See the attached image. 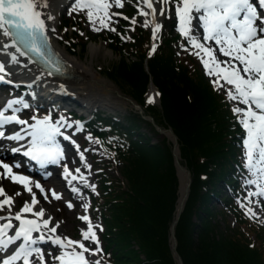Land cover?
<instances>
[{
	"label": "snow or ice",
	"instance_id": "6c2138e0",
	"mask_svg": "<svg viewBox=\"0 0 264 264\" xmlns=\"http://www.w3.org/2000/svg\"><path fill=\"white\" fill-rule=\"evenodd\" d=\"M134 3L137 15L143 17L141 27L151 30L153 44L149 56L156 51L155 41L162 29L157 17L175 19L178 24L176 31L188 41L190 49L194 50L190 54L200 60L205 74L212 78L213 88L224 89L228 101L243 106H234L231 111L243 133L241 138L243 164L249 174L245 183L256 188L255 192L249 193L250 197L264 198V0H134ZM52 4L53 0H0V36L12 42L5 43L4 47L16 48L17 52L24 55L19 47L22 44L28 52L51 64L47 33L55 32L48 24V21L55 19L49 10ZM124 6L125 0H73L69 15L72 12L84 13L93 31L107 29L115 32L116 29L109 25L119 23V20H113V17L123 20L129 18L112 12L111 9ZM129 22L133 26L137 23L135 17ZM131 30L134 31L135 28ZM184 50L189 51L187 48ZM12 60L15 62V56ZM4 71V64H0V73ZM3 80L4 77L0 76V81ZM146 103H154V96H147ZM21 104L25 109L29 107L19 99H9L0 104V140L19 144L25 139L22 133H26L30 140L22 152L24 157L41 166L59 163L64 159V155L56 138L63 135L61 127L72 128L73 125L66 123L63 117L55 122L50 116L42 119L33 116L30 118L32 123L19 119L17 113L21 109L14 106ZM9 111L11 115L6 114ZM11 124L23 127L20 131L6 135V126ZM81 130V126L77 124L76 131ZM63 139L70 140V137L64 135ZM87 139L91 140V137ZM22 147L24 146L11 147L7 151L15 155L21 153ZM76 147L78 151V146ZM0 148H3L2 144ZM81 162L86 168H90L82 154ZM21 166L19 161L10 164L0 159V169L3 170L0 172V179L8 178L13 184L21 185L25 192L32 193L30 186L32 181L29 177L13 172L14 168L18 169ZM63 177L69 184L77 181L95 190L94 185H88L87 178L79 168L73 174L65 165ZM34 186L45 199H48L39 183ZM71 191L79 195L77 188L73 187ZM51 196L54 200L61 199L54 190ZM0 197H3V200H0V211L7 206L9 213L7 216H0V220L7 221L0 224V253L6 254L0 257V264H17V261H22V264H48L45 252L53 264H102L99 259L89 261L86 257V254L90 256L102 254L94 230L99 228V225L93 226L88 215L78 217L87 224V229L81 231V240L73 241L57 235L59 224L50 227L52 217L44 218L43 209L33 210L38 203L34 194L31 203L25 202L20 211L14 214L11 211L12 198L5 194L2 186ZM67 207L71 209L73 204L69 202ZM83 207L86 213L88 205L84 204ZM25 214L33 218H27ZM245 214L250 218L257 216L251 208H248ZM12 221L18 223L13 224ZM10 232L13 234L9 235ZM34 233L38 235L34 236ZM85 241L94 244L95 247L86 246ZM42 244L49 247L41 248ZM53 248L59 249L58 254L52 251Z\"/></svg>",
	"mask_w": 264,
	"mask_h": 264
},
{
	"label": "trees",
	"instance_id": "16d2710c",
	"mask_svg": "<svg viewBox=\"0 0 264 264\" xmlns=\"http://www.w3.org/2000/svg\"><path fill=\"white\" fill-rule=\"evenodd\" d=\"M170 56L155 55L148 62L150 74L144 70L143 56L136 61L122 59L113 68V76L125 83L129 97L141 105L151 78L161 93L160 108L148 107L144 113L159 127L170 128L176 134L181 164L192 176L185 206L174 228L176 252L183 264H200V259L204 260L190 255L194 231L197 243L214 248L226 262L264 264V254L250 247L238 230L230 235L219 232L210 220L208 198L203 193L204 185L215 186L217 179L226 175V167H231L234 146L227 137L233 138L234 132L230 113L197 70L188 75L185 67L176 69ZM128 121L158 135L138 115H130ZM140 134L134 141L136 153H130L125 158L126 166L120 169L123 185L115 191L117 203L110 226V230L114 227V237L111 235L110 244L119 264H175L166 239L174 220L177 191L171 143L163 137L151 144L149 135L142 138L146 135ZM200 173L209 175L206 181L200 180ZM130 245L134 246L128 250Z\"/></svg>",
	"mask_w": 264,
	"mask_h": 264
},
{
	"label": "rangeland",
	"instance_id": "374dc122",
	"mask_svg": "<svg viewBox=\"0 0 264 264\" xmlns=\"http://www.w3.org/2000/svg\"><path fill=\"white\" fill-rule=\"evenodd\" d=\"M130 2L133 5H136L134 3V1H132V0H125V6L123 7V9L120 11H117V13H120L122 16L128 17L129 18L128 20H123V19H120L119 17H113V20H119V23H112L111 26H109L111 28H115L116 29L115 32L109 31L107 29H101L100 31H92V29L90 28V25L88 23L85 24L80 19L72 18L71 19L72 25H70V21H71L70 19L58 21V29L62 33V36L59 37L58 41H56V42H58L61 49H63L65 52H67L70 56L80 55L82 57L81 59H83V60L87 54V46L90 43L91 38H94V39H96V41L98 40L99 42L103 41L112 50V52H111L112 54L106 60L99 59V62H98L99 64L96 65V68H97V70H99L101 72L100 76L102 78H104L105 80L110 79L111 81H113L116 84V86L118 87L117 88L118 91L120 90L123 93V95H128V96H129L128 89L126 88L125 83L123 81L117 80L113 76V68H115L116 65L119 63V61L122 59L127 61V58H135V57H141V56L144 57L146 49H147V42H148V38H149V33L151 34L150 28L145 29L142 27L145 30H144V34L142 36H140V38L141 39L144 38L145 41H144V46L139 50L135 47V44L131 41V37L129 39V35L132 31L131 29L134 27L129 21L133 17H135L137 23L139 22V24L141 26V22L143 20V17H140L137 15V10L134 8V6H132L130 4ZM173 22H174L173 19L169 20L168 21L169 26L172 27L175 32H177L175 30ZM81 33H83V35H81ZM163 35H164V33H163ZM122 37H123V39H122ZM165 39H166V41H168V36L166 34H165ZM83 45H86L85 50L82 49ZM122 48H130L131 50H125ZM186 48L189 49V51H187L189 53L191 51H193L192 49H190V46L186 44L184 46V48L182 49L181 53L186 52L184 50ZM169 49L171 52H169ZM172 49H173V47L170 44H168L167 42H163L161 49H160V52H159V55H163V58H166L169 54L171 55ZM185 57H187V56H181L180 61L183 60ZM174 59L176 61H178V59L175 58V56H174ZM220 59H224V58L220 57ZM189 61H191L193 65H197V63L194 60H192L191 58H189ZM198 61H199L200 67H197L196 70L201 74L202 77L204 76L203 77L204 79L207 78L209 81H211L212 78H210L209 76H207L205 74V71H204L203 66H202L199 59H198ZM187 66H189V65H187ZM188 68L191 69V67H188ZM160 95H161V93H160ZM120 96H121V98H120ZM113 98H114V100H116V102H118V104L115 105L116 107H113V109H108L107 107H104V108L97 107V108L99 110H101L103 113L121 115V116H123V118L129 117V115H131V113H133V112H129L132 109L127 110L131 106L128 103V101L122 95L113 94ZM119 102H120V104H119ZM123 103L126 104V106H124ZM59 114H62V113H58V115ZM66 121L72 125H74L76 123V121L73 118H70L69 116L66 117ZM132 126L136 130L138 125L136 124V125H132ZM168 130H170V129L168 128ZM143 131L147 132L148 130L146 129ZM161 137H165V135H162ZM142 138H147V137L143 136ZM241 138H242V135H240L237 139H235V142L237 144H240ZM157 139H162V138H160V136H159ZM178 146H180V145L178 144ZM90 147L97 149V155L96 156L99 157V159H101V157H103L102 158V161H103V159L106 158L105 153H103L102 150L99 149V146L97 145L95 140L93 141V143H90L88 145V148H90ZM88 148H86L85 151H81L80 156H79L81 159V154H82L84 157V161L86 162L87 165L90 166V168H86L84 166V164H82V162L80 161L79 163L86 168V170L83 173L85 176L88 177L89 180H91L92 182H94L96 184H97V180H96L95 176H96V174L97 175L99 174L98 177H100L102 179V181H104V184H101L103 186V193L104 194L101 196V199L99 200L98 203L105 205V206H110L114 209V205H115V203H117V200L115 199V197H116L115 191H117L118 185H121V186L123 185V175L121 174L120 169H121V167L126 166L127 160L125 158H127L130 154L122 153L123 156L120 158L121 159L120 162H119V159L114 158L117 161V163L112 165V166H106L104 164L101 165V163L99 161H97L95 159V157L89 158V156H87V153L91 150H88ZM179 149H180V147H179ZM131 153L134 154V151H132ZM111 156L115 157V152L111 153ZM0 172H1V170H0ZM191 179H192V176H191ZM94 183L92 185H94ZM3 188L6 191L7 196L9 194V192H11L10 196H8V197L12 198L13 204H14L15 200L19 201L17 204L19 209H21L23 207L25 202L31 203L32 195L33 194L35 195V193L33 191H32V193L25 192L23 190L22 186H21L20 191H19L16 187V184H13L11 182V180L8 178H6L5 184H3ZM222 188H224L223 184H222ZM178 189H179V186H178ZM90 191L92 193L97 192V190L93 191V189L91 187H90ZM18 192L21 194L16 195V193H18ZM222 193H223V191H222ZM224 194H225V192H224ZM36 199H37V197H36ZM37 201H38V199H37ZM88 201H89V199H88ZM233 203H235L236 205H233ZM13 204L11 206V210H12V207L14 206ZM50 206L52 209L55 208L54 205H50ZM231 206H232V208L233 207L239 208L238 207L239 204L235 200L230 199L228 195H227V203L225 205H224V203L222 204V207L224 208L225 213L222 211L221 206L216 201H214V200L212 201V206L210 208L212 218H210V220L217 227L219 232L222 234H225V233L229 234V235L231 234V232H229V231L226 232L227 230H225V228H224L225 226H228V228L230 229L231 228V222H233L231 216H229V219H228L229 209L231 210ZM40 209H43L44 213L46 215H49V211H48L47 207L45 206V204L43 202L38 201V203L34 206L33 210L38 211ZM3 211L6 214H9L8 210H7V206L5 207V209ZM97 215H98V213H97ZM27 216H28V218H32L29 215H27ZM176 224H177V222H176ZM176 224H175V226H176ZM100 225L103 227L104 232H106V236H108V235L110 236L112 234L111 231H109V228H107L106 221H104V220L101 221ZM81 227H79V228L82 229ZM68 228H69V225H66L63 227V229H60V231L67 233ZM70 232H71V230L68 231V234H71ZM104 232H100V235L102 236L103 239H104ZM191 233H192L193 239H195V240L189 246L190 247V255H191V257H193V254H196L197 257L203 258L204 260L200 259V261H201L200 264H231L229 262L224 261L220 257L221 255L219 256V254L217 253L218 251L216 252V250L214 248H212L206 244L197 243L196 242L197 238L194 234V231H192ZM245 237L248 238L249 240H251L249 235H246ZM166 239H167L168 246L170 248V235L169 234L166 235ZM177 245H178V242H177ZM133 246L134 245H130V247H128V250L131 249ZM45 254H47V252H45ZM108 255H109L108 253L105 254L106 259H108ZM197 257H195V255H194V258H197ZM141 258L143 259L144 256L141 255ZM180 260H181V264H183L181 257H180ZM107 264H109V262ZM232 264H234V263H232ZM238 264H241V263H238Z\"/></svg>",
	"mask_w": 264,
	"mask_h": 264
},
{
	"label": "bare ground",
	"instance_id": "6f19581e",
	"mask_svg": "<svg viewBox=\"0 0 264 264\" xmlns=\"http://www.w3.org/2000/svg\"><path fill=\"white\" fill-rule=\"evenodd\" d=\"M63 1L64 0H53V4L51 5V7L49 9L53 13V15L55 16V19H53L52 21H48L50 28L55 29V32L50 31L53 38H55V39H58V37L60 36V32L58 30V24L57 23H58V16L60 13L59 6ZM72 4H73V0H72ZM63 12L66 15H69L70 11L66 12V10H63ZM73 13L74 12H72L69 16L71 17ZM157 19L159 20V22L162 24V27H163L164 18L163 17H157ZM159 35H160V33L158 34V37H159ZM156 42H157V40L155 41V43ZM5 43H8V39L3 37V36H0V64H4V66H8L14 72H15L14 68L24 69L22 61L11 50V48L10 47L9 48L4 47ZM111 54H112L111 51L109 50L107 45L104 44L103 42L91 41L87 46V54H86L84 60L81 59L80 57L73 56L70 59V64L75 69V71H76L75 73L77 75H76L74 81H71L68 84H69V89L74 92V94L77 96V98L75 101L73 96H71L68 93H66L62 96L67 97V99L72 101L74 104H76V103H80V105L86 104L85 106L90 107V108H92V107H100V108L114 107L116 104H118V102H115L114 99L111 98L112 97L111 93L119 94L116 87L113 84H111L109 81L102 78L99 74V70L96 69V65L99 64L98 63L99 59L106 60L108 57L111 56ZM13 56H15V58H16L15 62H13V60H12ZM31 72L32 71L30 70V73ZM21 73H23V72H21ZM13 76H16V74H14ZM149 95H151L150 92H149L148 96ZM152 95H154V94L152 93ZM5 101H7V100H3V103ZM43 102L48 104V100H43ZM62 102L66 103L65 100ZM76 105H77V108H80V106L78 104H76ZM55 107H56V102H52L51 106H47V108H49V109H54ZM23 116H24V118L28 119L29 123L33 122L30 119L31 113L25 112V114ZM38 119H41V118H38ZM13 125H14V127H16L17 130H20L23 127L21 125H16V124H13ZM22 135H25V139L19 142V144H20L19 147L23 144V142L30 139V137H28L26 135V133H22ZM56 139L60 140L59 146L61 147L62 151L69 152L72 149L68 140H64L63 138L60 139L58 137ZM1 142L2 143L7 142L11 146L17 145L15 142L7 141V140H1ZM7 154H11V153L9 151H7ZM64 159L66 161L65 163L67 164L69 161V156L67 154H65ZM11 160H14V159H11ZM15 162H17V161H15ZM19 162H21V165H22L21 167L27 166L24 164L23 161H19ZM65 163H62V164H65ZM48 165L52 166L51 163H49ZM21 167H20V169H21ZM41 167L42 166L40 164H38L36 168L38 170H41ZM21 170H23V169H21ZM49 173L51 176L54 175V169L51 168L49 170ZM34 175H36V174H34ZM184 177H185L184 173L181 172L179 174V185L181 182V186H180L181 195H183V192L185 190V183L187 181L186 179L184 180ZM47 179H48V177H47ZM3 183H4V180L0 179V184H3ZM77 184L79 186H81L84 189V191H86V187H84L79 182H77ZM32 188H33V191H36V189L34 187H32ZM42 188L45 190V193L48 194L49 191H51V190L63 191L64 190V184L61 182L59 187H57L53 183L52 184H45L42 186ZM70 198L72 199V204H73L74 209H78L79 203L82 202V199L76 200L72 193L70 194ZM0 200H3V197H1ZM56 207L58 208V210L53 211L49 208V206H47V208L51 214L50 217H52V224H50V226H52L54 224H59V228L57 229V235H58L61 233L60 229H63V227L66 225L75 226L78 224V220L73 216V211L71 209H69L62 202L61 199H59L56 202ZM13 209L18 210L17 206H15ZM25 215H28V214H25ZM0 216H2L1 213H0ZM48 217H49L48 215L44 216V218H48ZM6 222L7 221L0 220V224L6 223ZM12 222H13V224L18 223L16 221H12ZM94 230H96V228H94ZM75 231H77V230H75ZM53 252L57 253L56 250H54ZM17 263L22 264V261H17ZM48 264H51V260H48Z\"/></svg>",
	"mask_w": 264,
	"mask_h": 264
},
{
	"label": "water",
	"instance_id": "95a60500",
	"mask_svg": "<svg viewBox=\"0 0 264 264\" xmlns=\"http://www.w3.org/2000/svg\"><path fill=\"white\" fill-rule=\"evenodd\" d=\"M151 122V120H149ZM158 131L164 133L165 135H167L173 142V146H174V149H173V152H174V162H175V168H176V178H177V183L179 181V174L182 172L184 173V180L186 179V183H185V190L183 192V195H181L180 193V186H181V182H180V185H179V189L177 190V199H176V203H177V206H176V215H175V218L170 226V252H171V255H172V258L174 260V262L176 264H181V260H180V257L178 256L177 252H176V242H175V238H174V228H175V224L178 220V217H179V214L180 212L182 211V208H183V205H184V202L186 200V197H187V193H188V186H189V183H190V178H189V175H188V172H186L185 170H183L177 160H178V150H177V143H176V139L174 136H172L171 132L168 130V131H161L159 129H157Z\"/></svg>",
	"mask_w": 264,
	"mask_h": 264
}]
</instances>
